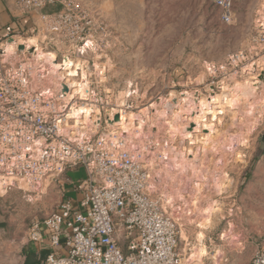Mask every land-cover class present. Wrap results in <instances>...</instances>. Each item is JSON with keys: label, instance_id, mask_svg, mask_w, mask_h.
I'll return each instance as SVG.
<instances>
[{"label": "rangeland", "instance_id": "374dc122", "mask_svg": "<svg viewBox=\"0 0 264 264\" xmlns=\"http://www.w3.org/2000/svg\"><path fill=\"white\" fill-rule=\"evenodd\" d=\"M73 2L79 8V16L92 22L89 31L93 46L71 57L65 55L69 65L61 69L93 73L92 78L106 94L108 110L124 104L123 107L133 112L147 108L152 113L155 102L161 99L162 105L169 103V113L176 108L177 98L182 95L186 100L195 95L207 97L211 94L209 89L219 90L217 83L221 80L229 86L253 80L257 82L256 91L264 95L259 78H250L251 75L244 72L248 64L264 61V0H225V7L231 13L228 22L221 20L225 9L216 0ZM61 9L55 4L47 6L44 12L52 14ZM14 14L16 18L28 20L27 26H17L24 30L23 37H28L29 44L36 43L37 39L48 55L55 57L56 54L57 61L63 53L68 54V46L62 49L54 42L42 41L44 34L37 33V27L41 28L43 20L37 12L21 14L15 10ZM237 53H242L243 57L236 59ZM256 70L255 74H261ZM160 106L158 104V109ZM259 113L258 121L244 129L245 138L240 141L235 139L238 128L230 125L228 112L222 115L221 126H215L213 136L215 133L223 135L216 144L223 145L226 141L227 145L222 150L214 146L205 153L203 177L198 181L200 194L196 199L202 209L215 201L220 212L209 228L202 227L194 215L193 224L187 226L190 217L187 218V230L184 224L180 234L183 239H180V248L188 264L194 263L191 259L194 247L201 246L197 232L203 234L207 249L201 264H247L257 243L264 240V145L261 142L264 109ZM141 126L146 131L144 125ZM191 127L188 123L182 129L192 130ZM100 132L107 133L108 129L105 127ZM155 139L167 140L163 132L145 140L152 151L157 147ZM174 145H178L177 141ZM183 145L202 156L199 149L196 152L197 145L187 144V140ZM223 150L225 154L221 159L218 153ZM66 172L72 181L86 176L82 167ZM222 174L226 181L222 189L217 190L212 179H220ZM63 175L47 178L45 185L36 190L23 182L17 183L19 187L0 189V264H23L25 249L32 245L28 229L33 222H41L56 209L63 198ZM182 183L190 186L193 180L188 175ZM66 189V195L71 197L72 187ZM183 195L190 202L188 194ZM186 207L190 210L188 203ZM192 213L191 210L190 215Z\"/></svg>", "mask_w": 264, "mask_h": 264}, {"label": "built area", "instance_id": "2783aa9c", "mask_svg": "<svg viewBox=\"0 0 264 264\" xmlns=\"http://www.w3.org/2000/svg\"><path fill=\"white\" fill-rule=\"evenodd\" d=\"M12 1L21 14H39L43 23L37 33L44 34L43 42L68 46V54L63 53L57 64L63 63V55L71 57L93 46L92 22L79 16L73 0ZM216 1L225 9L221 20L228 22L231 13L225 0ZM55 4L61 11L44 12ZM24 33L11 24L0 26V188L23 182L36 190L44 178L67 170L82 167L86 173L73 184L80 198L61 199L55 210L28 229L29 241L45 251L38 264H188L180 248L186 205L160 191L164 187L154 172L159 166L148 164L155 152L151 145L138 138L126 140L122 133L111 138L100 132L116 113L107 114L106 94L93 73L85 72V96L67 94V78L81 80V72H65L67 77L53 89L47 63L18 48ZM9 39L16 43L7 54L4 45ZM81 104L95 117L91 126L70 116ZM247 264H264V245Z\"/></svg>", "mask_w": 264, "mask_h": 264}, {"label": "bare ground", "instance_id": "6f19581e", "mask_svg": "<svg viewBox=\"0 0 264 264\" xmlns=\"http://www.w3.org/2000/svg\"><path fill=\"white\" fill-rule=\"evenodd\" d=\"M19 39L27 40L28 37L18 38V40ZM15 43L16 42L14 41L5 43L4 48L7 54L12 53L15 48ZM29 43V40L25 42L23 41L21 43L24 45L22 50L24 51L25 49L26 52L34 55L36 60L42 59L47 63L50 76L49 83L53 89H56L59 82L67 77L64 72V70L67 69H61L59 66H68L69 58H64L65 55H63V63L57 64L55 52H53L55 57L48 55L46 51H43L44 48L39 45L37 39L36 43ZM262 62L263 63L252 62L251 64H248L247 68L244 69V72H248V74L251 75L250 78H259L261 86L264 87V61ZM256 68L261 74H255V72H257ZM67 73L68 75H72L75 72L67 71ZM81 75V80H71V78H67V84L70 86V91L67 93L68 96L76 92L85 96L84 92L88 86L89 80L85 76V72H81ZM243 82L234 83L235 85L229 86L226 84L225 80H221L217 83L219 90L215 91L214 89H209L211 94L207 97L193 95L194 97L192 99L186 100L187 97L182 95L180 98H177L175 102L176 108L173 110L171 109L169 113L167 111L169 103H166L165 105L163 103L162 105L161 99H157L155 102V107L153 108L154 112L152 113H150L151 111H148L147 108H143L138 112H133L123 107L124 104L120 106L118 105L117 108L106 109V112L110 117L115 113H119L117 119L113 117L112 120L106 121V129H108L106 135L111 138H115V135L122 133L126 140L138 138V141L144 144L145 140H151L153 136H157V133L163 132L165 134L167 138L166 141H158L159 139L153 140L154 144L157 146L155 151L161 156L157 158L155 152H153L148 159V164L150 167H154V165H157V167L159 166L154 172L158 174V183L164 187L163 189L160 188V191L167 198L173 200L182 199L186 205L188 203L190 210L185 207V213L182 216L185 221V227L188 217H190V219L187 226L193 224L194 218H192V215H194L193 217L196 216L195 218L198 219L197 221L199 223L201 222L202 227L209 228L212 225V222H215L214 218L216 214L220 212V207L215 201L209 202L206 209L200 208L196 195L200 194L198 181H200L199 178L203 177L202 171L204 168V161H206L204 156L205 153L214 146H216L215 149L222 150V148L227 145L225 140L223 145L216 144L218 140L222 138V134L215 133L213 136L215 126H221L222 124L221 117L224 112L229 113V119L231 121L230 125L234 124L237 126L238 129L235 139L240 141L245 138L244 129L255 124V122L258 121L256 120L258 113L264 109V95L259 94L258 91H256L257 82L253 80H247L245 83ZM158 104L161 105L159 109L157 107ZM71 111L70 116L76 118L78 123L81 122L87 126H91L95 120V117L89 114V107L83 104L74 107ZM136 122L139 123V125H136ZM188 123L192 124V130L182 129L184 126H187ZM129 124L131 126H129ZM141 124L144 125L146 131H144ZM175 136L178 137L176 138ZM186 140L187 144L191 145L193 143L197 145L196 152L199 149V152H203L202 156L198 153L195 155L194 150L191 149V147L183 145V142ZM175 141L178 143L177 146L174 145ZM218 154L221 158L225 154V151H219ZM163 156L166 157V160L162 159ZM215 163L217 162L215 161ZM188 175L190 179L193 180V183L190 184V186H186V183H182V181L188 179ZM46 180L47 178H44L40 187L45 185ZM212 180L217 190L222 189L226 181L224 180V174L221 175L220 179L214 177ZM23 185L28 187L24 183ZM184 193H187L191 198L190 202H187L186 199L183 198ZM191 210L193 213L190 215ZM183 227L184 226L182 225L181 232ZM184 229L187 230V227ZM196 238L201 246L194 247L191 259L194 263L196 262L195 264H201L203 254L207 253V249L203 243V234L201 232L196 233Z\"/></svg>", "mask_w": 264, "mask_h": 264}, {"label": "crops", "instance_id": "0c3cea01", "mask_svg": "<svg viewBox=\"0 0 264 264\" xmlns=\"http://www.w3.org/2000/svg\"><path fill=\"white\" fill-rule=\"evenodd\" d=\"M15 10L16 9L14 7L12 0H0V26L6 25V24H11V25L19 28L17 26V24L21 27L28 25V22H27L28 20L26 18L22 19V17L16 18L17 16H14ZM61 179L64 180V182H65V185H63V188H64L63 198H71L72 200L75 201L82 196V193L75 190L73 187V184L76 183L79 179L72 181L71 179H69V177H67V172L64 173V175L61 177ZM67 187H72L71 192H73L72 193L73 195L71 197L66 195L67 191L69 189V188L66 189ZM180 239H181V237H180ZM181 240H183V239H181ZM31 244L32 245L28 246L25 249L23 264H38L41 256H43V255H41V253L45 252V251H39V247L35 243H31ZM263 245H264V240L258 242L257 245L255 246V249L253 250V253L260 246H263Z\"/></svg>", "mask_w": 264, "mask_h": 264}, {"label": "water", "instance_id": "95a60500", "mask_svg": "<svg viewBox=\"0 0 264 264\" xmlns=\"http://www.w3.org/2000/svg\"><path fill=\"white\" fill-rule=\"evenodd\" d=\"M9 41L11 42V41H13V40H12V39H9V40L6 41V43H8ZM18 48H19V49H22V48H23V45H19ZM4 49H5V48H4ZM64 89H66V87H64ZM114 118L117 119V118H118V115H115ZM261 142H262L263 145H264V133H263L262 136H261Z\"/></svg>", "mask_w": 264, "mask_h": 264}]
</instances>
